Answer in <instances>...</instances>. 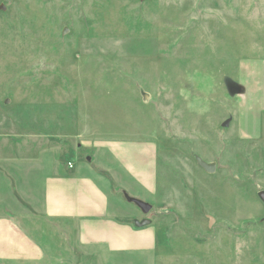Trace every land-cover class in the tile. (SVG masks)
<instances>
[{
    "label": "rangeland",
    "instance_id": "1",
    "mask_svg": "<svg viewBox=\"0 0 264 264\" xmlns=\"http://www.w3.org/2000/svg\"><path fill=\"white\" fill-rule=\"evenodd\" d=\"M2 137L33 150L30 173L4 165ZM0 147L10 215L15 196L35 215L37 181L69 161L108 192L110 217L152 231L148 249L81 252L44 223L42 264H264V0H0ZM112 148L151 149L152 191Z\"/></svg>",
    "mask_w": 264,
    "mask_h": 264
},
{
    "label": "crops",
    "instance_id": "2",
    "mask_svg": "<svg viewBox=\"0 0 264 264\" xmlns=\"http://www.w3.org/2000/svg\"><path fill=\"white\" fill-rule=\"evenodd\" d=\"M70 137L66 136L67 139ZM40 138L43 141L44 136L41 135ZM64 138L65 136H61L59 141ZM4 139L1 138L3 141L1 157L4 165L19 172L23 170L30 173L33 169L31 161L38 162V157L31 155L33 150L29 149L27 155L22 156L23 152L20 156H15L17 154L10 149L15 147H9L7 140ZM34 140L35 143L38 142L36 138ZM80 144L87 149L94 146L88 142H80ZM38 149L46 148L41 146ZM59 150L61 151V148ZM108 153L127 168L126 172L134 180V184L144 191H152L151 149L145 148L143 155H139L133 161H126L116 148L108 150ZM87 160L89 161V158ZM25 166L29 167L27 171ZM12 176L14 175H10ZM26 188L35 192L32 182L26 185ZM38 188L36 195L38 202L33 200L39 208L35 211V215L31 213L33 208L30 206L27 209V203L22 207L21 201L16 196L13 202L20 209L19 215H10L5 205L0 203V264H42L48 255L36 236L43 233L39 228L44 223L63 227L61 231L64 233V240L72 242L67 243L71 251L76 248L81 252L98 248L118 253L122 250L150 247L152 231L132 230L128 227V222L110 217L115 209L110 206L108 192L85 171L81 173L80 169L76 170L74 163L68 161L63 170L54 169L44 176L40 183L37 181ZM22 208L25 211H22ZM143 219L142 217L138 221ZM64 228L66 230H63ZM72 228L76 230L73 235L70 233Z\"/></svg>",
    "mask_w": 264,
    "mask_h": 264
},
{
    "label": "water",
    "instance_id": "3",
    "mask_svg": "<svg viewBox=\"0 0 264 264\" xmlns=\"http://www.w3.org/2000/svg\"><path fill=\"white\" fill-rule=\"evenodd\" d=\"M147 100V96L144 95V101ZM195 161H196V164L198 166H200L204 172L208 173V174H211L215 171V164L214 163H206L204 161H202L200 158L198 157H195ZM257 197L258 199L260 200V202L264 205V191H260L257 193ZM127 201L128 202H133L141 211L142 214H148L149 211L151 210V207L140 201V200H137V199H134V198H130V197H126ZM210 222L212 221V218H209ZM150 224V220L149 219H143L141 221H136L134 223V226L136 228H141L143 226H146V225H149Z\"/></svg>",
    "mask_w": 264,
    "mask_h": 264
},
{
    "label": "built area",
    "instance_id": "4",
    "mask_svg": "<svg viewBox=\"0 0 264 264\" xmlns=\"http://www.w3.org/2000/svg\"><path fill=\"white\" fill-rule=\"evenodd\" d=\"M68 166H69V167H71V165H70V164H68Z\"/></svg>",
    "mask_w": 264,
    "mask_h": 264
},
{
    "label": "flooded vegetation",
    "instance_id": "5",
    "mask_svg": "<svg viewBox=\"0 0 264 264\" xmlns=\"http://www.w3.org/2000/svg\"><path fill=\"white\" fill-rule=\"evenodd\" d=\"M142 214V213H141ZM144 216H146L145 214H143ZM264 220V219H263Z\"/></svg>",
    "mask_w": 264,
    "mask_h": 264
}]
</instances>
